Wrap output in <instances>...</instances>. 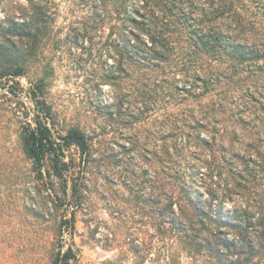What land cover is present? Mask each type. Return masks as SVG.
<instances>
[{
  "label": "trees",
  "instance_id": "obj_1",
  "mask_svg": "<svg viewBox=\"0 0 264 264\" xmlns=\"http://www.w3.org/2000/svg\"><path fill=\"white\" fill-rule=\"evenodd\" d=\"M25 1L19 18L0 22L1 86L24 75L51 37V1ZM83 2L89 11L77 35L95 47L113 95L97 114L124 141L106 159L145 217L154 212L163 238L220 264L252 263L264 254V0ZM46 85L32 86L35 126L23 124L18 142L37 195L62 211V238L101 172L93 156L100 141L78 126L56 130ZM75 261L59 244L51 264Z\"/></svg>",
  "mask_w": 264,
  "mask_h": 264
},
{
  "label": "rangeland",
  "instance_id": "obj_2",
  "mask_svg": "<svg viewBox=\"0 0 264 264\" xmlns=\"http://www.w3.org/2000/svg\"><path fill=\"white\" fill-rule=\"evenodd\" d=\"M50 1L54 19L50 39L41 54L24 66V75L9 77L0 85V94L14 98L0 99V264H51L59 244L63 250H74L72 264H220L206 251L194 252L177 238L159 235L154 212L145 217L147 210L125 188L113 159H106L112 150L121 153L117 144L124 141L116 128H105L104 117L97 114V104L110 103L113 95L112 88L104 84L105 69L95 47L77 35L89 7L83 9V0ZM0 3V22L19 18L20 8L26 6L25 0ZM41 78L47 84L43 99L52 109L57 131L78 126L99 133L93 156L99 159L101 172L92 179L95 185L85 208L76 210L73 234L64 232L62 238L58 235L62 211L46 192H42L43 199L37 195L31 165L18 142L23 124L35 126L37 103L30 91ZM71 154L78 163L75 149ZM71 211H66L68 218ZM248 264H264V254Z\"/></svg>",
  "mask_w": 264,
  "mask_h": 264
}]
</instances>
